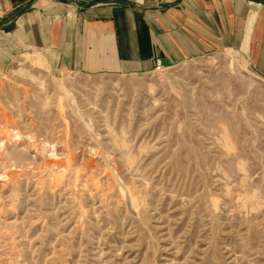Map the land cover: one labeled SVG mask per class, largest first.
<instances>
[{"label":"rangeland","instance_id":"1","mask_svg":"<svg viewBox=\"0 0 264 264\" xmlns=\"http://www.w3.org/2000/svg\"><path fill=\"white\" fill-rule=\"evenodd\" d=\"M0 264H264V81L233 50L134 75L12 53Z\"/></svg>","mask_w":264,"mask_h":264},{"label":"crops","instance_id":"2","mask_svg":"<svg viewBox=\"0 0 264 264\" xmlns=\"http://www.w3.org/2000/svg\"><path fill=\"white\" fill-rule=\"evenodd\" d=\"M28 50L88 75L233 50L264 81V0H0V65Z\"/></svg>","mask_w":264,"mask_h":264},{"label":"built area","instance_id":"3","mask_svg":"<svg viewBox=\"0 0 264 264\" xmlns=\"http://www.w3.org/2000/svg\"><path fill=\"white\" fill-rule=\"evenodd\" d=\"M164 68V65L162 64L161 61L157 62L156 69Z\"/></svg>","mask_w":264,"mask_h":264},{"label":"water","instance_id":"4","mask_svg":"<svg viewBox=\"0 0 264 264\" xmlns=\"http://www.w3.org/2000/svg\"><path fill=\"white\" fill-rule=\"evenodd\" d=\"M172 64H171V62L170 61H166V62H164V66H171Z\"/></svg>","mask_w":264,"mask_h":264}]
</instances>
